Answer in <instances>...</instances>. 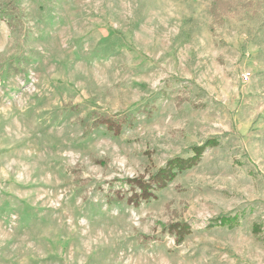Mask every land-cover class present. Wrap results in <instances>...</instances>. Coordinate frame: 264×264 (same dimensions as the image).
Returning <instances> with one entry per match:
<instances>
[{
	"label": "rangeland",
	"instance_id": "rangeland-1",
	"mask_svg": "<svg viewBox=\"0 0 264 264\" xmlns=\"http://www.w3.org/2000/svg\"><path fill=\"white\" fill-rule=\"evenodd\" d=\"M0 264H264V0H0Z\"/></svg>",
	"mask_w": 264,
	"mask_h": 264
},
{
	"label": "trees",
	"instance_id": "trees-1",
	"mask_svg": "<svg viewBox=\"0 0 264 264\" xmlns=\"http://www.w3.org/2000/svg\"><path fill=\"white\" fill-rule=\"evenodd\" d=\"M98 119L99 120H103V119L111 120L113 122V124H114L113 126H111V128H112V127H115L116 124L120 126L121 125L120 121L126 120L127 117L124 114H115V115H111V116H108V117H106L105 115L104 116H98ZM97 123H100V122L97 121ZM210 142H212V141L207 140L202 145L193 146L192 147L193 154L191 156L187 157V158L183 159V158H180V157H174V158L170 159L169 161H167L166 165L163 168H160V169L156 170L155 172H153L149 176V179H150L151 183H154L156 185V187H158V188L164 187V185L169 180H171L174 177V175H176L177 171H182L186 167L192 165L195 162V160L198 158V156H200V154L202 153V151L205 148V146L208 145ZM173 161L175 163H173ZM126 180L131 185L134 184L140 189L139 197L141 196V198H143L144 200L149 199L148 195L144 196L142 194L143 191L145 190V183H143L140 178H135V177L134 178H127ZM125 198H126V200L130 198L129 201H132V200L138 201L139 200L137 195H135L133 197L125 196ZM121 199H124V198L122 196H119L118 193H116L115 195L113 194V195H111L109 197V201L115 202V203L121 201ZM224 217L225 216H221L220 217L219 220L221 221V223L224 222V220H223ZM229 219H231V218H229Z\"/></svg>",
	"mask_w": 264,
	"mask_h": 264
},
{
	"label": "built area",
	"instance_id": "built-area-1",
	"mask_svg": "<svg viewBox=\"0 0 264 264\" xmlns=\"http://www.w3.org/2000/svg\"><path fill=\"white\" fill-rule=\"evenodd\" d=\"M249 75H250L249 72H245V73H243L242 77H243L244 79H247V78L249 77Z\"/></svg>",
	"mask_w": 264,
	"mask_h": 264
}]
</instances>
